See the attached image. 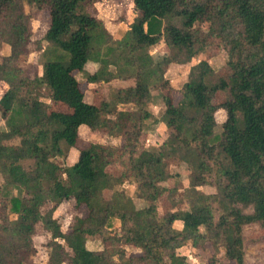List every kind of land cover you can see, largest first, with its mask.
<instances>
[{"label":"trees","instance_id":"trees-1","mask_svg":"<svg viewBox=\"0 0 264 264\" xmlns=\"http://www.w3.org/2000/svg\"><path fill=\"white\" fill-rule=\"evenodd\" d=\"M94 2L0 0V49L10 50L0 57V83L6 85L0 98L5 119L0 174L6 186L20 192L0 214V264H23L39 224L51 233L47 264H186L178 249L187 241L224 246L226 263L212 264H245L243 227L258 223L264 230V0H133L140 16L120 40L92 14ZM24 3L46 8L50 17L44 39L53 49L44 50L41 75L18 66L32 36ZM198 22L211 24L224 42L230 76L208 83L214 71L201 60L176 101L165 66L188 63L204 49L206 36L200 38L194 27ZM162 41L177 50L174 58L157 61L149 52ZM88 62L100 66L88 73L91 83L122 78L133 84L114 99L88 103L77 78ZM155 82L165 98L162 121L169 133L151 150L141 138L144 123L153 117L147 106ZM217 93L225 96L220 104L214 102ZM60 105L68 111L54 108ZM126 105L133 107L121 108ZM219 108L227 119L216 137ZM82 125L122 136L123 144L90 143L72 165L53 161L63 154V144L77 146ZM172 154L190 165L193 188L211 183L218 194L199 193L190 209L162 212L159 200L167 190L162 183L170 176L165 158ZM24 161L31 163L26 167ZM115 164L121 168L118 176L108 170ZM128 180L138 184L145 207L137 209L122 190ZM71 199L88 212L63 231L53 213ZM48 203L54 205L43 212ZM113 219L121 224L114 234L108 231ZM98 235L105 247L86 248V236ZM124 246L139 249L138 256L128 255Z\"/></svg>","mask_w":264,"mask_h":264},{"label":"rangeland","instance_id":"rangeland-1","mask_svg":"<svg viewBox=\"0 0 264 264\" xmlns=\"http://www.w3.org/2000/svg\"><path fill=\"white\" fill-rule=\"evenodd\" d=\"M90 11L97 18L102 20L106 29L111 33L114 40H120L129 25L138 18L140 14L135 10L133 0H95L90 6ZM24 12L28 15L32 36L31 42L28 45V54L19 58L18 66H20L26 73L31 75L40 74L44 63V50L53 49L45 39V33L50 25V17L47 9H38L33 5L24 3ZM211 24L205 22H198L195 24L200 38L206 36L204 49H202L195 58L190 62L181 63V61H174L165 66L164 78L167 79L171 86L177 90L175 100L180 97L178 90L183 84L189 80L191 69L201 60L207 59L214 73L207 77L208 83H215L220 77L228 78L230 76V69L227 66L229 60L228 49L224 46V42L218 38L215 31L212 30ZM201 45V44H200ZM149 52L154 56L155 60L161 61L163 58H174L177 50L164 41L149 48ZM100 66L93 62H88L84 68V72H78L77 78L81 83V88L85 92V101L88 103H100L107 98L114 99L116 92L124 87L133 84L131 79H113L109 82L91 83L88 81V73H93ZM114 69V67H110ZM6 87L4 83H0ZM151 100L148 104L149 111L153 117L144 123V134L141 138V143L148 149L157 150L159 143L154 144L156 139L161 140L167 137L169 130L162 121V116L165 112V98L158 83L155 82L151 89ZM224 94L217 93L214 96L215 104H220L224 101ZM133 105L122 106L121 108H132ZM54 108L62 111H68L64 106H55ZM216 126L214 128V135L219 137L223 130V123L227 119L225 109L219 108L215 113ZM5 119L0 115V127L4 128ZM123 137L116 135H109L102 132H93L86 125L80 127V139L77 146L68 147L63 144V154L58 155L53 159L59 165H72L76 162L77 156L82 148L87 147L90 143H101L110 146H121L123 144ZM23 165L31 163L30 161L22 162ZM166 169L170 174L167 181L162 185L167 188L163 196L159 200V206L162 212L170 213L177 210H188L194 203L199 193L206 195L218 194L217 187L214 184H205L193 188L190 184L191 167L183 161L178 154H172L165 158ZM108 170L114 175H120L121 168L119 164L112 165ZM138 184L134 180L126 181L122 186V190L132 199L137 209L143 208L147 205L146 201L141 199L138 195ZM112 191L106 193V197H112ZM20 195L18 189L12 186H6L3 176L0 174V214L5 210V205L12 196ZM53 203H48L43 207V212H46L53 207ZM219 210L220 206L217 205ZM218 210V209H217ZM218 210V211H219ZM250 212L251 209H245ZM85 206L80 208L75 207L74 200L63 201L53 213V216L60 223L63 231H69L71 226L75 223L78 216L85 217L87 215ZM12 218L13 214H9ZM13 215V216H12ZM120 222L113 219L111 221L108 231L112 234L120 232ZM175 228H182V222H175ZM202 232L205 230L202 228ZM244 236V250H245V264H264V230L258 223L247 224L243 227ZM51 239V233L47 231L42 224H39L36 233L33 236L32 245L33 250L28 251L23 256V264H47L50 254V249L47 246ZM85 247L93 250H102L104 246L103 236H86ZM128 255L138 256L139 249L132 246H124ZM181 255L187 257L186 264H212L214 261L226 263L225 248L222 245H215L209 241H202L198 244H193L191 241L178 249ZM63 264H70L68 262ZM236 264V263H231Z\"/></svg>","mask_w":264,"mask_h":264},{"label":"crops","instance_id":"crops-1","mask_svg":"<svg viewBox=\"0 0 264 264\" xmlns=\"http://www.w3.org/2000/svg\"><path fill=\"white\" fill-rule=\"evenodd\" d=\"M9 52H10L9 47H8V46H3V48L0 49V57H3V56H7V55H9ZM41 74H42V72H41ZM39 75H40V74H39ZM5 89H6V87H4V86H2V84H0V98L2 97V95H3L4 91H5ZM0 115H1V112H0ZM4 123H5V122H4ZM163 124H165V123H163ZM4 127H5V125H4ZM0 129H1V127H0ZM90 130H91V129H90ZM79 133H80V128H79ZM164 139H165V137H163L161 140L156 139V140L154 141V144L157 145V143H159V145H160L161 142H162ZM77 157H79V155H78ZM77 160H78V158H77ZM77 160H76V161H77ZM92 250H93V249H92Z\"/></svg>","mask_w":264,"mask_h":264},{"label":"clouds","instance_id":"clouds-1","mask_svg":"<svg viewBox=\"0 0 264 264\" xmlns=\"http://www.w3.org/2000/svg\"><path fill=\"white\" fill-rule=\"evenodd\" d=\"M177 223H179V222H177Z\"/></svg>","mask_w":264,"mask_h":264}]
</instances>
